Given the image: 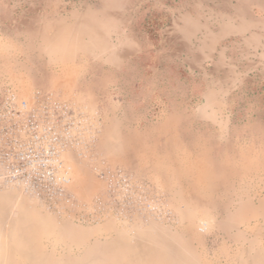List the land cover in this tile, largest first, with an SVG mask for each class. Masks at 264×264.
I'll return each instance as SVG.
<instances>
[{"label": "rangeland", "instance_id": "obj_1", "mask_svg": "<svg viewBox=\"0 0 264 264\" xmlns=\"http://www.w3.org/2000/svg\"><path fill=\"white\" fill-rule=\"evenodd\" d=\"M4 83L101 133L63 213L0 181V264H264V0H0Z\"/></svg>", "mask_w": 264, "mask_h": 264}, {"label": "built area", "instance_id": "obj_2", "mask_svg": "<svg viewBox=\"0 0 264 264\" xmlns=\"http://www.w3.org/2000/svg\"><path fill=\"white\" fill-rule=\"evenodd\" d=\"M100 129L98 113L91 114L53 91L37 90L24 97L4 83L0 91V181L17 185L43 209L63 213L74 203L72 163L94 155ZM94 172L111 197L131 186L128 173L104 161ZM96 218L81 215L78 221L86 224Z\"/></svg>", "mask_w": 264, "mask_h": 264}, {"label": "crops", "instance_id": "obj_3", "mask_svg": "<svg viewBox=\"0 0 264 264\" xmlns=\"http://www.w3.org/2000/svg\"><path fill=\"white\" fill-rule=\"evenodd\" d=\"M110 77V76H109Z\"/></svg>", "mask_w": 264, "mask_h": 264}]
</instances>
